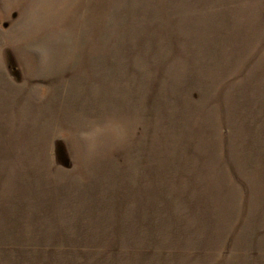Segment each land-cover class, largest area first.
Segmentation results:
<instances>
[{
	"label": "rangeland",
	"instance_id": "374dc122",
	"mask_svg": "<svg viewBox=\"0 0 264 264\" xmlns=\"http://www.w3.org/2000/svg\"><path fill=\"white\" fill-rule=\"evenodd\" d=\"M0 264H264V0H0Z\"/></svg>",
	"mask_w": 264,
	"mask_h": 264
}]
</instances>
